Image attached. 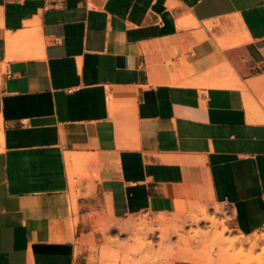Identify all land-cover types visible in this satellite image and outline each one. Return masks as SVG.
<instances>
[{"label":"crops","instance_id":"0c3cea01","mask_svg":"<svg viewBox=\"0 0 264 264\" xmlns=\"http://www.w3.org/2000/svg\"><path fill=\"white\" fill-rule=\"evenodd\" d=\"M262 98L264 0H0V264H203L193 214L263 228Z\"/></svg>","mask_w":264,"mask_h":264},{"label":"rangeland","instance_id":"374dc122","mask_svg":"<svg viewBox=\"0 0 264 264\" xmlns=\"http://www.w3.org/2000/svg\"><path fill=\"white\" fill-rule=\"evenodd\" d=\"M189 219L190 231L181 236L185 243L197 246L198 252L191 258L194 261L207 264L202 260L211 258L215 264H264V239L258 240L264 236V227L252 234H243L230 228L225 218L210 216L206 209ZM186 224L182 225L184 229ZM168 242L172 248L174 244Z\"/></svg>","mask_w":264,"mask_h":264},{"label":"bare ground","instance_id":"6f19581e","mask_svg":"<svg viewBox=\"0 0 264 264\" xmlns=\"http://www.w3.org/2000/svg\"><path fill=\"white\" fill-rule=\"evenodd\" d=\"M263 239H264V236H263L262 238H259L258 240L261 241V240H263ZM222 240H223V239H222ZM254 240H255V239H254ZM215 255H216V254H215ZM208 259H209V258H208ZM218 259H219V258H218ZM262 259H263V258H262ZM231 261H232V260H231ZM212 262H213V260L210 259V260H209V263H212ZM228 263H229V262H228ZM263 263H264V262H263Z\"/></svg>","mask_w":264,"mask_h":264}]
</instances>
